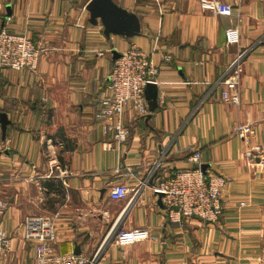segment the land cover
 I'll return each instance as SVG.
<instances>
[{
    "label": "crops",
    "instance_id": "0c3cea01",
    "mask_svg": "<svg viewBox=\"0 0 264 264\" xmlns=\"http://www.w3.org/2000/svg\"><path fill=\"white\" fill-rule=\"evenodd\" d=\"M218 1L232 16L205 12L200 0H0V28L40 52L36 70L0 69V196L11 237L0 264H35L21 227L36 215L58 218L57 252H99L98 264H264V0ZM229 28L240 33L233 46ZM132 47L152 54L157 85L146 90V116L126 111L127 144L106 150L100 101L117 56ZM242 52L240 102L227 104L224 82L236 80L226 73ZM243 125L254 132L247 141L237 136ZM195 152L207 176L228 180L224 211L217 223L172 224L153 188L193 168ZM117 184L140 188L136 200H111ZM136 229L149 238L106 242Z\"/></svg>",
    "mask_w": 264,
    "mask_h": 264
},
{
    "label": "built area",
    "instance_id": "2783aa9c",
    "mask_svg": "<svg viewBox=\"0 0 264 264\" xmlns=\"http://www.w3.org/2000/svg\"><path fill=\"white\" fill-rule=\"evenodd\" d=\"M203 11L215 16H232L230 9L218 0H200ZM10 18L8 19V21ZM229 46L239 43L240 33L237 28L226 31ZM39 49L24 35H15L3 27L0 28V69L9 68L15 71L23 69L36 70L39 63ZM246 52L238 55L229 66L226 75L233 77V83L225 80L228 87L222 92V100L227 104H239L237 92L238 78L243 73V59ZM159 68L152 60V54L132 47L120 53L114 63L110 76L109 96L100 101V109L104 118L103 132L109 136L104 144L106 150L120 151L130 137V130L124 123L127 110L138 116H146V90L150 85H157L156 78ZM229 78V77H228ZM249 125L240 126L237 136L247 141L253 134ZM246 158H254V149L246 152ZM193 168L180 170L164 179H160L154 186V194L161 197L167 210V219L172 224H184L189 219H198L208 224L217 223L221 218L224 205L222 191L227 184V178L220 175L207 176L202 169L201 153L195 152L190 158ZM51 166H53L51 164ZM160 164H156L151 175L157 171ZM140 193V188H131L123 184L114 185L110 191V198L119 202L132 194L130 202H134ZM8 209V202L0 196V255L6 254L11 247L10 234L3 227V218ZM57 217L36 215L28 217L21 227L22 238L31 243L35 257V264H98L101 254L97 252L92 259L75 253L62 254L56 251L58 239ZM150 234L147 230L117 231L108 237V243L125 246L145 241Z\"/></svg>",
    "mask_w": 264,
    "mask_h": 264
},
{
    "label": "water",
    "instance_id": "95a60500",
    "mask_svg": "<svg viewBox=\"0 0 264 264\" xmlns=\"http://www.w3.org/2000/svg\"><path fill=\"white\" fill-rule=\"evenodd\" d=\"M152 86H155V85H150V86H148V88H151ZM160 197V196H159ZM160 199H161V197H160Z\"/></svg>",
    "mask_w": 264,
    "mask_h": 264
}]
</instances>
